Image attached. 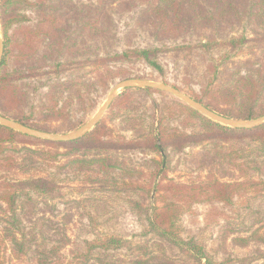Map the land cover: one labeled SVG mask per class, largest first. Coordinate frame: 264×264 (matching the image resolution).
<instances>
[{"label":"trees","instance_id":"trees-1","mask_svg":"<svg viewBox=\"0 0 264 264\" xmlns=\"http://www.w3.org/2000/svg\"><path fill=\"white\" fill-rule=\"evenodd\" d=\"M39 1L44 4L46 0ZM32 6L29 0H0V23L5 39L0 73L6 66L10 50V29L27 21V16L20 14L18 10ZM45 8L47 11L54 9L53 6ZM76 13L80 16L70 17L86 20L84 27L89 39L101 43L108 39L110 23L102 9H90L87 15H81L85 13L84 10ZM63 14L73 15L64 11ZM141 18L153 27L152 35L157 40L174 39L190 31L213 29L224 32L244 24L251 27L252 37L247 34H234L219 42L206 39V43L200 44L199 47L205 51L224 48L227 52L214 67V76L207 84L202 82L201 93L191 90L190 95L208 109L229 119L248 121L264 116V0H155L153 5L142 12ZM44 22L46 28L37 41L45 54L42 62L49 64L59 51L78 45L76 40L62 45L68 27L61 24L62 21L54 15L46 16ZM67 41L70 40L67 38ZM32 43L34 42L31 39L26 42L33 46ZM192 49L183 46L171 51L191 52ZM160 51L133 50L122 55L115 54L111 58L95 55L91 66L99 69L105 67L106 64L102 62H107V59L123 60L136 57L158 69L160 67L156 57ZM241 54L246 56L239 58ZM53 69L56 74H62L69 69L68 63H56ZM71 86L70 81L51 86L49 104L42 105L39 112L46 125H34L29 123V117L18 114L25 101L24 94L18 86L10 84L0 74V115L42 132L58 134L74 131L79 125L71 126L72 123L64 109H58V102L54 101ZM136 92L146 91L137 88L125 90L122 97L118 98L119 101L117 99L112 106L119 108L111 121L121 118L129 123L130 127L132 125L135 133L140 135L139 142L134 144L150 147L162 157L170 148L175 153H181L190 146L201 147L200 167H207L205 169L209 170V176L187 183L172 180L165 182L167 168L163 167V159L155 163L158 167L161 166L158 176L163 173L164 175L150 188L145 189L147 186L140 183L145 176L144 172L107 153L111 146L128 144H114L115 142L105 139L109 135L106 118L92 132L80 139L63 143L45 142L46 147L39 150L27 148L31 153L23 160L25 178L8 180L0 177V221L4 233L0 242V264H7L3 254L7 248L2 250L5 240L11 242L13 253L18 249L25 254L33 247L36 264H264V212L259 211L258 216L251 218L247 223L245 220L241 228L232 235L234 246L241 249L256 248L259 254L255 257L217 258L196 240L184 239L181 224V218L190 214L197 204L219 202L232 205L234 199L242 194H264V179L260 176L264 170V124L253 129H233L209 120L179 101H172L174 109L169 103L162 106L153 104L150 114L153 122L148 134H144L142 126L145 119L137 117L143 107V101L133 96ZM181 117H184L185 126L194 127L193 131L184 132L170 126L172 119ZM64 119L68 120V128L62 130L54 127V124L60 121L64 124ZM25 137L28 136L0 125V163L6 162L11 164L10 167L22 168V165H18L6 152L8 144L12 145L17 138ZM81 148L94 150L96 153L93 157L85 154L79 156ZM34 154H38L40 161L55 166L61 172L77 167L79 172H98L100 177L107 172H115L121 177V182L113 184V190L103 188V191L138 193L140 199L133 203L147 219L146 234L151 235V238L144 242H132L117 235L95 234L93 240L84 242L83 252L78 253L74 260H67L62 254L69 246L66 230L59 225L55 226V223L45 216L24 212L25 206H31L28 204H37L39 200L34 199L35 197L49 204L63 195L59 186L61 179L57 173L34 175ZM62 158L66 159L63 163ZM65 177L63 182L68 180V175ZM114 181L118 182L117 178ZM100 183L108 187L103 180H100ZM145 191L154 193L152 206L145 201ZM22 214L29 216L32 224L29 230H26L24 225L22 227ZM173 247L178 251L174 252ZM122 250L129 254L121 255L120 258L117 255ZM111 252L115 255H108Z\"/></svg>","mask_w":264,"mask_h":264},{"label":"rangeland","instance_id":"rangeland-1","mask_svg":"<svg viewBox=\"0 0 264 264\" xmlns=\"http://www.w3.org/2000/svg\"><path fill=\"white\" fill-rule=\"evenodd\" d=\"M29 1L33 4L31 8L18 10L20 14L27 16V21L12 26L8 33L10 50L6 66L0 74L10 84L18 86L24 94L25 101L18 114L29 117L30 124L42 126H45L46 123H44V119L39 112L42 105L49 104L51 86L59 82L70 81L71 88L64 91L63 95L57 96L54 101L58 102V109H64V113L72 123L71 126L79 125V127L74 131L60 132L56 135L69 134L82 128L103 108L111 90L117 84L126 80L166 84L183 91L189 96H191V90L200 94L203 88L202 82L207 84L209 79L214 76V67L221 62L220 58L227 52L224 48L205 51L199 47L200 44L206 43V39L219 42L234 34L251 35V27L244 24L224 32L213 29L190 31L174 39L157 40L152 35L153 27L141 18L142 12L153 5L155 0H46L44 4L39 0ZM49 6H53L54 9L47 11L45 7ZM96 8L102 9L106 13L110 23L109 37L103 43L101 41L93 42L89 39L88 32L84 27L86 20H75V18L70 17L80 16L76 13L80 10L85 11L81 15H87L90 9ZM63 11L66 13L71 12L73 15L63 14ZM49 15H54L56 19L62 21L61 24L68 27V31L62 39V45L76 40L78 46L59 51L54 55L52 61L46 64L42 62L45 54L37 39H40L41 33L46 28L44 20ZM0 30L4 43L1 23ZM67 38L70 41H67ZM28 39L34 42L32 43L33 46L26 44ZM183 46L193 49L191 52L188 50L182 52L171 51L173 48ZM153 49L161 50L156 57L160 67L158 69L136 57L123 60L107 59V62H102L106 64L105 67L99 69L97 67L94 69L91 66L95 55H99L101 58H111L115 54L122 55L133 50ZM247 53H249V50H247ZM244 56L246 55L241 54L239 58ZM56 63H68L69 69L62 74H56L55 69H53V65ZM124 92L125 90L120 91L119 96L114 100L102 121L106 118V124L109 127V135L105 138L106 140L113 141L114 144L127 142L128 145L111 146V150L107 153L144 172L145 176L140 180V183L147 186L145 189L150 188L164 175L163 173L158 176L161 166L158 167L155 163V161L160 162L163 159V167L167 168L165 169V182L172 180L177 183H187L208 177L209 170L205 169L207 167L204 169L200 167L201 147L190 146L181 153H175L170 148L168 153H164L162 157L150 147L134 144L139 142L140 135L135 133L132 125L130 127L129 123L127 124L121 118L111 121L119 108L118 106L114 108L112 106L118 98L122 97ZM146 92L133 93L134 97L137 96L143 101V107L137 117L145 119L142 126V133L144 134H148L150 125L153 122L150 117L153 104L162 106L169 103V106L174 109L172 101H179L164 92L155 90ZM262 105L264 106V98L262 99ZM148 108L151 109L148 110ZM63 123L60 121L54 124V127L62 130L69 127L67 119H64ZM189 125L194 126L193 124ZM170 126L184 132L194 130V127L185 126L184 117L172 119ZM45 142L48 141L28 136L17 138L12 145L8 144L6 155L17 161L18 165H22V168L18 166L10 167L11 164L6 162L0 163V177L8 180H22L25 178L23 160L31 153L27 148L39 150L46 147ZM112 147L114 148L112 149ZM95 153L94 150L81 148L78 155L85 154L93 157ZM34 157L33 160L36 162L33 167L34 175L49 172L52 174L57 173L58 178L61 179L59 186L63 195L49 202V204L35 197L34 199L39 200L37 204H28L31 206L29 208L25 206L24 212L45 216L52 220L55 226L59 225L66 230L65 234L69 238V246L62 251V254L67 260H74L78 253L83 252L84 242L93 240L95 234L117 235L132 242H144L151 238V235L146 234L148 229L147 219L140 214L139 207L133 203L140 199L138 193L103 191L108 188L113 190V184L121 182V177H118L115 172H107L103 177L98 176V172H79V167L61 172L55 166L40 161L38 154H34ZM65 160V158H62L61 163ZM67 175L68 180L63 182ZM260 176L264 179V170ZM116 178L118 182L114 181ZM100 180L106 182L108 187L100 183ZM153 196L154 193L144 192L145 201L151 206L154 202ZM259 211L264 212V194H242L234 199L232 205L219 202L197 204L192 208L190 214H186L181 218L182 237L186 240H196L220 259L255 257L259 254L256 248L241 249L234 246L232 235L241 228L245 220V223H247L251 218L258 216ZM21 221L22 227L24 225L26 230L31 228L32 224L29 216H23L22 214ZM1 222L0 242H2L4 236ZM4 247L7 248V251L3 253L7 264H36L33 247L25 254L18 251V249L13 253V246L8 240H5L2 250H4ZM173 250L174 252L178 251L174 247ZM113 253L111 252L108 255H115ZM127 254L129 253L122 250L117 256L122 258L121 255ZM119 263L117 262V264Z\"/></svg>","mask_w":264,"mask_h":264},{"label":"water","instance_id":"water-1","mask_svg":"<svg viewBox=\"0 0 264 264\" xmlns=\"http://www.w3.org/2000/svg\"><path fill=\"white\" fill-rule=\"evenodd\" d=\"M4 54V43L1 36L0 30V65L2 63ZM129 88H138L143 89L146 91L155 90L164 92L172 97L181 101L184 105L190 107L191 109L197 111L204 117L208 118L209 120L218 123L222 126L233 128V129H253L255 127L261 126L264 124V116L248 120V121H239L234 119L226 118L210 109L206 106L192 98L191 96L187 95L183 91L161 83L149 82V81H142V80H126L119 84H117L110 92L106 103L104 104L103 108L95 115V117L86 123L82 128L79 130L65 134V135H56L51 133L42 132L28 126H25L19 122L14 120L8 119L0 115V125L13 130L17 133L24 134L39 140H44L48 142H56V143H63V142H70L77 139L84 137L85 135L89 134L94 130V128L102 121L103 117L105 116L106 112L111 107L114 100L119 96L120 91L126 90Z\"/></svg>","mask_w":264,"mask_h":264}]
</instances>
